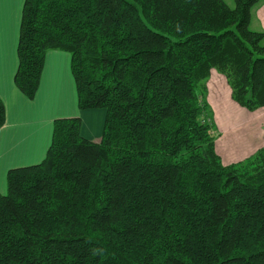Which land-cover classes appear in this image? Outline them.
I'll return each instance as SVG.
<instances>
[{
  "label": "trees",
  "instance_id": "obj_1",
  "mask_svg": "<svg viewBox=\"0 0 264 264\" xmlns=\"http://www.w3.org/2000/svg\"><path fill=\"white\" fill-rule=\"evenodd\" d=\"M24 0L14 74L34 98L48 50L70 54L79 110L0 192V264H264V137L223 163L205 82L264 107L263 0ZM5 107L0 98V128Z\"/></svg>",
  "mask_w": 264,
  "mask_h": 264
},
{
  "label": "crops",
  "instance_id": "obj_2",
  "mask_svg": "<svg viewBox=\"0 0 264 264\" xmlns=\"http://www.w3.org/2000/svg\"><path fill=\"white\" fill-rule=\"evenodd\" d=\"M23 3L24 0H0V98L5 107V122L0 128V192L6 190V172L9 168L34 164L44 158L55 118L80 116L82 134L97 140L105 117L104 110H79L77 104L75 107V86L68 52L56 49L46 52L40 84L34 98H27L16 87L14 74L18 65L17 45ZM250 27L264 31V0L252 8ZM207 89L206 99L214 113L216 103L211 90L227 95L228 107L231 110L234 107L235 111L242 114L239 118H246L245 121H248L245 128L241 129L242 121L239 122L231 113L224 112L221 116L228 125H218L220 133L225 130L234 132L227 134L230 140L225 147L216 140V151L222 161L229 164L252 154L261 146L264 137V128L261 134L256 120L246 114L247 111H253L238 106L232 100L226 78L217 70L211 71ZM66 92L69 94L67 98ZM85 116L88 118L87 122ZM214 119L217 123L215 115ZM254 126H257V132L250 131ZM247 133L252 134L250 138L234 139L239 134Z\"/></svg>",
  "mask_w": 264,
  "mask_h": 264
},
{
  "label": "rangeland",
  "instance_id": "obj_3",
  "mask_svg": "<svg viewBox=\"0 0 264 264\" xmlns=\"http://www.w3.org/2000/svg\"><path fill=\"white\" fill-rule=\"evenodd\" d=\"M230 5H232L233 4V2L231 1V0H229V2H228ZM210 77V76H209ZM208 80H209V78L206 80V82H205V85H206V90H205V96H207V94H208V89H207V83H208ZM210 93H212V94H214V96H215V113H214V110H213V108H211L210 106L211 105H209V111H210V116H211V120H212V123H213V126H212V131H213V133L216 135V140L218 139V143L219 144H222V146L223 147H225L227 144H228V142H229V140L230 139H228L227 138V134H232V133H234L233 131H231V130H225L223 133H220V131L218 130L219 129V127H224L223 125H228V123H226V119L224 118L223 120L221 119V116L224 114V112H226L227 114H229V113H231L235 118H237L238 120H239V122H241V125H242V128L241 129H243V128H245L244 126H246V124H247V122L248 121H245L246 120V118H242V117H240L241 119H243V120H241L240 118H239V116H241L242 114H240V113H238V111H235L234 110V107L232 108V110L228 107V105H227V102H226V98H227V95H225L223 92H222V96L219 94V93H215V92H213L212 90H211V92ZM215 94H218L217 96L215 95ZM69 96V94L66 92L65 93V97L67 98ZM207 98V97H206ZM206 101H207V99H206ZM76 102H77V99H76V94H75V107H76ZM208 103V102H207ZM229 112V113H228ZM246 114L253 120V119H255L256 120V122H257V125H258V128H259V130H260V133L262 134V131H263V129L262 128H264V127H262V126H264V107L262 108V109H260V110H256V111H253V112H246ZM214 115L216 116V118H218V122L216 123V120L214 119ZM85 119H86V122L88 121V118H87V116H85ZM222 123H224V124H221V122ZM244 122V123H243ZM216 123V124H215ZM226 123V124H225ZM218 125H219V127H218ZM233 125H236V124H233ZM238 125V127L240 126V123H238L237 124ZM250 131L251 132H257L258 130H257V126H254V127H252L251 129H250ZM222 134V135H221ZM84 135V134H83ZM221 135V136H220ZM251 135L252 134H239V135H237V136H235L234 137V139L235 140H240V139H245V138H250L251 137ZM85 136V135H84ZM261 140H262V138H261ZM263 142V141H262ZM262 145V144H261ZM37 163H39V162H37ZM224 163V162H223ZM225 164H228V163H225ZM18 167V166H17ZM20 167V166H19ZM1 193H4V192H1Z\"/></svg>",
  "mask_w": 264,
  "mask_h": 264
}]
</instances>
